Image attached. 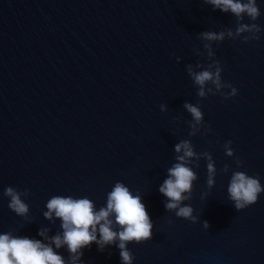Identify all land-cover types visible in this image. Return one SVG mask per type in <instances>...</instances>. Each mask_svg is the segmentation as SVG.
Masks as SVG:
<instances>
[{
    "label": "water",
    "instance_id": "1",
    "mask_svg": "<svg viewBox=\"0 0 264 264\" xmlns=\"http://www.w3.org/2000/svg\"><path fill=\"white\" fill-rule=\"evenodd\" d=\"M257 3L264 29V0ZM235 25L201 0H0V233L43 241L41 228L61 231L43 216L52 196H87L98 210L120 181L142 196L154 224L151 240L128 245L133 264H264V193L243 211L227 198L234 170L264 186V31L248 44H213L235 98L199 100L185 71L208 62L193 51H203L199 33ZM185 102L200 104L208 135L188 136ZM182 139L210 152L217 168L210 191L206 162L193 169L198 180L185 203L196 224L168 213L158 190ZM229 140L233 158L222 147ZM9 186L29 190L27 221L8 208ZM81 264H121L119 250L93 243Z\"/></svg>",
    "mask_w": 264,
    "mask_h": 264
},
{
    "label": "clouds",
    "instance_id": "2",
    "mask_svg": "<svg viewBox=\"0 0 264 264\" xmlns=\"http://www.w3.org/2000/svg\"><path fill=\"white\" fill-rule=\"evenodd\" d=\"M204 5L211 6L213 11L219 10L235 17V28H226L219 32L203 31L197 39L203 45V51L194 48V54L204 57L207 63L197 62L195 65H185V71L190 77L193 86L197 88L199 100L209 96L219 95L224 100L233 99L238 90L222 78L223 66L216 59L213 44H221L226 40H240L244 44L259 41L264 29L256 23L261 16L257 0H201ZM245 17L250 23H244ZM180 60L177 58V63ZM183 108L190 114L191 120L187 121L190 129L188 136L197 134L208 135L211 126L205 124L204 114L199 103L185 102ZM160 111L166 113L168 106L160 105ZM179 118H175L177 123ZM203 130V131H202ZM225 155L234 157L232 141L223 144ZM175 163L167 169L166 179L159 186V192L166 198L165 210L174 213L176 218L196 224L200 217L194 215V209L186 201L192 200L194 183L198 180L197 173L193 170L199 168V161L206 162V185L210 191L216 183L217 168L215 161L208 151L197 153L191 139H182L174 146ZM237 169L244 168L243 162L235 159ZM230 166L225 164L220 172L227 175ZM264 193L258 176H250L246 171H231L227 187L228 201L236 211H243L257 203L260 195ZM208 193H202L201 199L205 200ZM3 196L8 198V208L16 216L25 219L30 216V209L25 200L30 196L29 190L20 191L11 186L3 191ZM43 213L45 219L59 220L60 229L54 236H49L48 228H41L38 236L43 238L33 239L27 236L14 235L13 232L0 233V264H81L83 250L93 243L98 251L103 252L109 246H116L119 250L121 264H133L135 259L128 245L143 244L152 239L154 224L142 202V196L133 193L123 182L117 181L110 192L107 193L106 204L98 210L95 203L87 196L74 198L72 196L55 195L46 203ZM55 218V220H54ZM172 221L169 220V224ZM203 228L208 230L210 225L203 221ZM99 236V238H98ZM47 241V242H44ZM66 249L67 260L59 254V250Z\"/></svg>",
    "mask_w": 264,
    "mask_h": 264
}]
</instances>
